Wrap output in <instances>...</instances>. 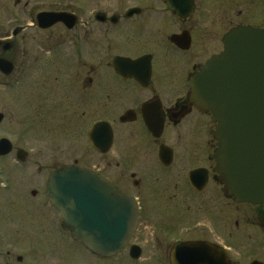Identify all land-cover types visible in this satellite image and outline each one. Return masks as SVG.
Here are the masks:
<instances>
[{
  "label": "flooded vegetation",
  "instance_id": "1",
  "mask_svg": "<svg viewBox=\"0 0 264 264\" xmlns=\"http://www.w3.org/2000/svg\"><path fill=\"white\" fill-rule=\"evenodd\" d=\"M177 1L56 0L46 8L44 0H0V28H14L12 36H0L11 43L7 51L0 45V57L14 66L7 87L15 88L22 78L29 80L36 67L45 68L46 58L61 59L68 66L65 76L53 77L61 88L57 106L64 99L68 108L87 109L91 117L102 110L86 132V149L101 161L80 165L75 158L68 164L101 174L137 202L136 226L123 249L130 258L136 245L141 252L137 260L149 247L151 262L172 264L176 245L208 243L221 249L230 264H264V202H239L224 193L226 176L214 158L219 123L195 104L188 85L209 59L224 51L223 39L229 31L240 26L264 30V0H230L242 5L233 13L228 10L230 17L226 0ZM175 11L186 14L177 16ZM45 12L61 13L66 19L41 27L37 18ZM30 28L44 35L38 41L40 53L27 68L28 75L15 78L17 66L10 54L17 52L18 35ZM173 36L180 44L172 41ZM120 58L135 64L116 63ZM45 84L50 85V77ZM18 149L15 160L25 168L29 156L19 162ZM39 156H46L45 150ZM68 164L49 169L37 160L35 177L46 171L49 176ZM47 180L39 194L35 189L30 192V198L40 195L38 205L52 216V233L90 253L62 226L47 196ZM5 188L10 190L12 183ZM12 234L0 232V247L4 242L8 247L0 264H29L24 252L13 251L26 249L28 236L15 235L20 245L14 246ZM171 234L179 237L172 239Z\"/></svg>",
  "mask_w": 264,
  "mask_h": 264
},
{
  "label": "water",
  "instance_id": "2",
  "mask_svg": "<svg viewBox=\"0 0 264 264\" xmlns=\"http://www.w3.org/2000/svg\"><path fill=\"white\" fill-rule=\"evenodd\" d=\"M168 3V0H164ZM177 3L179 1L175 0ZM169 4V3H168ZM177 16L186 12L175 11ZM66 16L45 12L38 15L41 27H49ZM15 31V34H17ZM172 41L180 44L179 37ZM225 49L209 59L188 85L190 97L212 122L219 123L214 136L219 148L214 154L226 178L224 193L239 202H264V30L240 26L223 39ZM7 51L11 43L0 40ZM134 65L130 59L116 63ZM13 63L0 57V71L9 75ZM0 113V122L3 119ZM111 143V142H109ZM13 144L0 139V156L11 153ZM19 148L16 158L26 159ZM50 202L59 210L63 226L74 239L101 257H114L130 241L138 218L137 202L107 178L75 164L50 173L47 181ZM132 246L131 256H140ZM172 264H230L227 255L208 243H180L171 253Z\"/></svg>",
  "mask_w": 264,
  "mask_h": 264
},
{
  "label": "rangeland",
  "instance_id": "3",
  "mask_svg": "<svg viewBox=\"0 0 264 264\" xmlns=\"http://www.w3.org/2000/svg\"><path fill=\"white\" fill-rule=\"evenodd\" d=\"M55 1L44 0V5L50 8L54 6ZM241 6L233 5L230 0H226L224 8L227 10V16ZM224 16L221 11V17ZM1 19L2 23L6 20L4 17ZM13 31L12 27L0 28V36H12ZM43 37L42 33L32 28L18 35L17 52L14 50L10 54V56L14 54L18 69L13 77L28 75L27 68L35 64L34 58L40 53L38 41L40 43ZM44 63L45 68L36 67L29 80L22 78L13 89L7 87V80H11L10 76L0 71V113L4 115L0 122V139L8 138L14 146V151L9 156L0 157V232L8 236V231H12L11 239L14 246L20 245V240L16 239L15 235L28 236L26 237L28 244H23L26 249L13 248V251L24 252L23 254L28 256L29 264H155V261L151 262L149 259L152 255L148 251L149 247H146L147 250L140 260L130 258L127 251H122L115 257H100L83 249L77 250L74 245L72 247L70 240L64 236L60 239L52 233L53 226L49 227V224H52V216L48 209L43 210L38 205L40 195L37 199L30 198V192L34 189L38 190L39 194L42 182L48 177V171L40 178L35 177L37 169L33 166L35 161L40 160L50 166L49 169L55 165L72 163L75 158L79 160L80 165L97 164L101 161L99 155L91 154L86 149L88 142L86 132L90 120L99 118L102 110L95 111L91 117L87 109L68 108L64 103L69 101L64 102V99L61 102L63 105L57 106L61 88L56 87L58 83L53 77L65 76L68 63L61 59L53 62L48 58ZM49 77L50 85H46L45 79ZM18 148L25 150L29 156L25 168L15 160V151ZM42 150L46 153L44 157L39 156ZM8 183H12L10 190L5 188ZM150 230L147 228L146 232L149 233ZM178 235L169 236L176 239ZM5 239L8 241V237ZM6 243L1 245L0 255H4L8 249Z\"/></svg>",
  "mask_w": 264,
  "mask_h": 264
}]
</instances>
